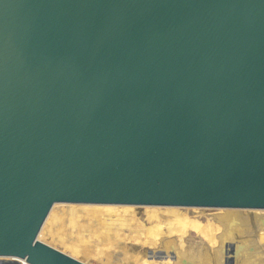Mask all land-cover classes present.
<instances>
[{"label": "water", "instance_id": "water-1", "mask_svg": "<svg viewBox=\"0 0 264 264\" xmlns=\"http://www.w3.org/2000/svg\"><path fill=\"white\" fill-rule=\"evenodd\" d=\"M54 203L264 210V0H0V257Z\"/></svg>", "mask_w": 264, "mask_h": 264}, {"label": "rangeland", "instance_id": "rangeland-1", "mask_svg": "<svg viewBox=\"0 0 264 264\" xmlns=\"http://www.w3.org/2000/svg\"><path fill=\"white\" fill-rule=\"evenodd\" d=\"M226 210L240 212L245 221L235 218L225 227L213 221ZM248 212L246 209L55 203L37 238L86 264H258L264 262L261 254L264 232L254 231L253 224L258 223H253L252 210ZM194 214L200 215L196 219ZM256 220L260 224L263 221ZM163 235L169 238L164 243L165 260L156 255ZM188 248L198 249L200 254L197 251L190 257ZM179 250L186 252L187 258ZM4 261L10 260L1 258L0 264H9Z\"/></svg>", "mask_w": 264, "mask_h": 264}, {"label": "bare ground", "instance_id": "bare-ground-1", "mask_svg": "<svg viewBox=\"0 0 264 264\" xmlns=\"http://www.w3.org/2000/svg\"><path fill=\"white\" fill-rule=\"evenodd\" d=\"M55 204V203H54ZM73 204H75V203H73ZM87 205V204H86ZM88 205H111V204H88ZM120 206H125V205H120ZM132 206H145V205H132ZM149 207H161V206H149ZM182 209L183 208H186V207H181ZM194 208V207H193ZM195 208H199V207H195ZM214 209H222V208H214ZM249 212H250V210H248ZM248 212V213H249ZM252 213L254 214V216H255V218H254V222L253 223H255V222H257L258 223V225L256 226L255 224H253V226H254V231L258 234V232H264V210H252ZM193 214V213H192ZM256 214V215H255ZM260 214H261V216L262 217H260V218H258L259 216H260ZM195 215V214H194ZM198 215H200V214H198ZM197 214L195 215L196 216V219H197V216H198ZM246 215V214H245ZM194 216V217H195ZM194 217H193V222H194ZM213 217V216H212ZM211 217V218H212ZM199 218V217H198ZM208 218H210V217H208ZM235 218H242V219H244L243 221H245V218L241 215V213L240 212H230V210H226L225 211V213H220V214H218V215H216V217H215V220H213V221H216V222H218L219 224H221V226H223V227H225L226 225L225 224H227V223H232L233 221H234V219ZM230 219V220H229ZM256 219H259V220H263L262 222H261V224L259 223V221L258 220H256ZM209 220H211V219H209ZM248 220V219H247ZM246 220V221H247ZM250 221H253V220H250ZM190 223H191V220H190ZM189 223V224H190ZM186 224V223H185ZM196 225H198V224H196ZM260 225V226H259ZM186 226V225H185ZM192 226V225H191ZM193 228H194V226H192ZM250 230V229H249ZM248 230V231H249ZM251 231V230H250ZM264 234V233H263ZM262 235V234H261ZM165 235H163V237H164ZM168 236H165L163 239H162V241H161V245H162V247H161V245H159L160 247H158L157 248V251H156V255L157 256H159V257H162L163 258V260H165V250L166 249H164L165 248V244L164 243H166L167 242V240H169V238H167ZM252 237V236H251ZM254 238H256L257 239V237H256V235H255V237ZM38 239V238H37ZM264 239V238H263ZM39 240V239H38ZM161 240V239H160ZM40 241V240H39ZM201 243V242H200ZM159 244H160V242H159ZM261 245H264V244H261ZM193 247H195V246H192V248ZM195 248H197V247H195ZM195 248H193V249H195ZM187 248L185 247V249L184 250H186ZM188 249H190V248H188ZM192 249V250H193ZM200 249V248H199ZM175 250V249H174ZM198 251V253H199V250L197 249V250H194V251H191V249L189 250V251H186L187 252V254H189L190 255V257H194L195 256V252H197ZM179 252L182 254V255H184L185 257L187 256L186 255V252H182V250H179ZM143 253H146L145 252V250H144V252ZM148 253H151L150 251L148 252ZM155 254V253H154ZM194 254V255H193ZM200 254V253H199ZM262 255H263V257H264V252H262L261 253ZM260 254V255H261ZM152 255V254H151ZM155 255V256H156ZM148 256H149V254H148ZM1 258H3V257H0V259ZM155 258H157V257H155ZM154 257H153V259H155ZM187 258V257H186ZM3 259H9L10 261H18V263L19 264H24V262H25V260H23V259H19V258H3ZM152 259V258H151ZM12 261V262H13ZM264 261V260H263ZM261 264H263L264 262H262V260L261 261H259ZM26 263V262H25ZM260 263H258V264H260ZM28 264V263H27ZM252 264H255V263H252Z\"/></svg>", "mask_w": 264, "mask_h": 264}]
</instances>
